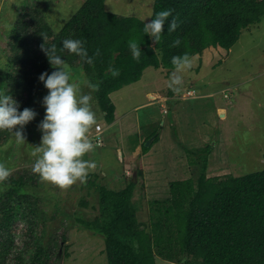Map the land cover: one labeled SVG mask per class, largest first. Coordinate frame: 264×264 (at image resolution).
<instances>
[{"label":"rangeland","instance_id":"obj_1","mask_svg":"<svg viewBox=\"0 0 264 264\" xmlns=\"http://www.w3.org/2000/svg\"><path fill=\"white\" fill-rule=\"evenodd\" d=\"M84 1L0 0V83L3 84L4 92L19 102L21 110L26 107L28 88H31L33 94L27 107L36 112L34 119L23 128V142L16 141L9 130H0V162L12 169L10 175L0 183L8 181L10 177L21 176L26 183L22 189L29 203L26 204L27 211L31 208L30 215L26 216L27 220L24 217L16 218L10 223L9 230L0 227V264H28L37 244L45 247L43 261L46 264H107L103 239L93 229L83 225V222L100 218L98 198L92 182L119 191L124 188L122 181L128 184L134 179L136 190L133 203L136 218L147 224V230L154 238L155 232L151 230V224L162 220L160 216L163 206L154 207L152 201L164 196L146 193L145 187L139 185L144 179L140 162L143 153L137 156L132 152L145 146L155 136L161 138L152 147L156 145L155 147L161 148V153L154 157V162L158 164V168L161 167V176L164 174L162 181L170 179L171 175L166 173L170 171L169 166L172 167L180 158L179 155L184 152L187 157V149L196 151L206 145H210L211 153H214L208 157L209 177L225 174L237 177L241 174L240 170L248 174L264 169V146L259 144L262 139L255 138L256 134L251 131L256 120L252 115L258 117L264 111V77L254 78V82L247 81L248 74H256L264 68V58L259 56L264 37L257 34L258 30L247 33L243 29L230 60L225 64L220 61L224 58V51L208 48L190 57L195 60H191L193 62L190 68L185 66L178 72L167 68L160 70L162 72L148 68L139 82L112 93L111 101L116 108L114 118L119 120L116 127H110L104 121L94 89L90 87L93 83L83 71V60L77 58L71 64L65 62L72 80L77 84L78 94H89L92 97L90 103L97 114V123L90 127L87 135L94 148L83 158L94 160L96 167L88 172L90 185L87 180H78L67 188L44 181L39 174L34 173L32 164L40 155L35 147L40 144L42 136L38 125L45 115L42 99L48 93L39 80V75L42 69L44 71L46 68L50 74L60 67L50 65L41 45L48 47L55 44L53 54L61 56L56 38L62 26ZM153 1L105 0L104 8L107 12L134 16L146 23L151 18ZM248 27L251 26L246 28ZM159 74L162 76L159 84L168 88V91L158 90L160 97L169 98L158 102V106H149L146 103L150 101L144 99L140 88L144 86L142 80L147 82L146 87H155L158 85ZM149 75H153V78L150 79ZM177 77L180 78L179 83ZM29 81L32 83L30 86L27 85ZM241 81L243 83L239 85H232ZM177 84L184 88L178 96L172 90ZM195 85H200L199 88L209 92L206 93V100L198 104L186 100L195 95ZM220 89L222 92H217ZM224 94L228 95V99L224 98ZM196 95L201 96V93ZM214 101L222 106L236 102L235 110L228 112L227 120L223 121L220 110H215L212 104ZM256 101L261 103V107L257 106ZM146 120L152 124L142 126ZM96 125L101 126V133L95 134ZM161 129L166 136H160ZM153 133L155 136H152ZM96 138L101 142L98 143ZM220 138L223 144L220 143ZM171 144L174 146L173 152L170 150ZM190 156L194 158L192 154ZM187 169V175L191 177H194V172L198 174L199 171L198 167L189 166ZM5 193L6 188L2 187L0 205L6 200ZM158 208H161L160 212ZM158 233L169 235L172 239L175 237L173 226L167 223L162 224ZM171 254L173 261L169 264H182L186 259L176 244ZM162 262L160 257L157 258L156 264H165Z\"/></svg>","mask_w":264,"mask_h":264},{"label":"trees","instance_id":"obj_2","mask_svg":"<svg viewBox=\"0 0 264 264\" xmlns=\"http://www.w3.org/2000/svg\"><path fill=\"white\" fill-rule=\"evenodd\" d=\"M104 2L85 0L62 26L56 42L62 59L67 64L82 59L84 73L93 84L99 85L93 92L107 124L115 119L110 94L137 82L146 68L175 69L172 64L175 55L187 53L191 57L208 48L229 50L241 30L264 14V0H154L151 17L163 8H171L178 20L177 29L169 32L168 21L172 19L169 17L160 38L155 40L144 33L143 20L107 12ZM66 38L81 39L86 54L63 48ZM177 38L180 44L173 46ZM133 40L140 49L138 58L133 57L129 47V41ZM88 58L92 63L87 62ZM110 69L118 71L114 74ZM27 85L32 83L29 81ZM0 91L4 92L1 83ZM32 94L28 88L26 107ZM157 141L155 136L149 147L141 146V152H148ZM190 150H186L187 162L190 167H198V174L193 171L194 177L169 182L168 198L152 201L154 207L163 206L162 220L151 224L154 238L147 224L136 218L132 203L136 182L129 181L119 191L91 183L98 198L100 218L83 225L103 239L107 264H156L155 256L170 262L175 244L181 255L186 256L182 264H264V169L237 177L230 174L208 177L211 146ZM86 180L90 185L89 177ZM25 184L21 176L0 183V200L2 187L6 188V200L0 205L1 228L9 230L16 218L26 219L30 215L31 208L28 212L27 195L22 189ZM165 223L173 226V239L158 233ZM36 247L28 264H46L45 247L43 244Z\"/></svg>","mask_w":264,"mask_h":264},{"label":"clouds","instance_id":"obj_3","mask_svg":"<svg viewBox=\"0 0 264 264\" xmlns=\"http://www.w3.org/2000/svg\"><path fill=\"white\" fill-rule=\"evenodd\" d=\"M172 17L170 21L168 18ZM168 21V31H175L178 27V20L173 15V9L163 8L154 13L151 19L144 23L143 31L153 39L158 40L161 36L163 26ZM84 42L78 38H66L63 40V48L71 53L80 55L86 54V49L82 47ZM173 46L180 44L177 38L172 42ZM134 58L140 56V49L137 43L129 41ZM55 44L46 47L41 45V50L45 52L49 63L57 67L50 74L42 72L39 80L48 90L47 95L42 99L45 108V115L38 127L42 132L41 142L36 146V151L40 153L32 164V171L39 174L44 181L50 182L60 188H67L78 180L84 182L90 169L96 167L94 160L84 159V155L93 150L94 146L87 133L91 126L97 123V114L93 111L89 94L79 95L77 84L72 80L71 73L61 56L53 54ZM99 54V50L96 52ZM88 63L92 59L88 58ZM172 64L176 70L185 66L191 67L192 61L187 53L172 57ZM114 74L118 70L110 69ZM180 78L177 77V83ZM98 84H91L93 89L98 88ZM171 88V85H168ZM179 93L181 88L172 89ZM36 112L29 107L20 109V104L16 99L7 93L0 91V130H9L16 141L23 142V128L32 121ZM12 169L0 162V181L5 180Z\"/></svg>","mask_w":264,"mask_h":264},{"label":"crops","instance_id":"obj_4","mask_svg":"<svg viewBox=\"0 0 264 264\" xmlns=\"http://www.w3.org/2000/svg\"><path fill=\"white\" fill-rule=\"evenodd\" d=\"M250 26L251 27L245 28V32H247V33L253 32L254 33L256 30H258L259 32L257 34H260V36L264 37V14L261 16V18H260L259 21L251 24ZM251 30H254V31H251ZM240 37H241V35L239 36V38L237 40V43L240 40ZM234 46H235V44L229 50H226V51L225 50H220V49H214V48H211V49L218 50V51H224L225 52L224 58H221V60H220V61H223L222 62L223 64H225L227 60L228 61L230 60V56H231V54L233 52L232 50H233ZM260 47H261V49H260V55L259 56L264 58V40L260 44ZM191 60H193V59H191ZM193 61H195V60H193ZM262 67H264V66H262ZM148 68H153V67H148ZM148 68H146V69H148ZM153 69H155L156 71H160V70L165 69V68L158 67V68H153ZM263 69L261 71L257 72L256 74H253V75L252 74H248L247 81L254 82L257 78L264 77V70ZM145 70L143 71L140 79L137 82H139L141 80L143 74H146L147 71H145ZM172 70L174 72L175 71H177V72L179 71V70H176V68L175 69H172ZM160 72H162V71H160ZM160 77H162V76L159 74V76H158V82H157L158 85L155 86V87H153V86L152 87H149V88L146 87L147 82L144 81V80H142V82L144 83V86H143L144 88L143 87H140V88H142V90H143V97H144V99L146 98L147 101H150V102L146 103L149 106H152V105L158 106V102H160V101H166L169 98V97L168 98L160 97V92H158V90L160 91V89H162V90L164 89V90H167L168 91V88L166 89V87H164L165 85L159 84ZM149 78L152 79L153 78V75L150 76ZM254 78H255V80H254ZM242 81L245 82L246 80H242ZM242 81L239 82V83H237V84H233L232 83V85L233 86L239 85V84L243 83ZM134 83H136V82H134ZM134 83H131L129 85H132ZM173 85H174V83H173ZM199 86L200 85H195L194 86L193 92L195 93V95L193 97H191V98H187L186 100H189L191 103L192 102H195L197 104L199 102H201V101L206 100L205 99V97L207 95L206 93H209V92L203 91L204 89L203 88H199ZM244 87H246V85H244ZM175 88H181V90L184 89L179 84L175 85ZM260 90H261V88L258 89V91H260ZM220 91H221V89L219 91H217V92H220ZM196 93H201V96L200 95L199 96L196 95ZM130 94H132V92L129 93V96H130ZM176 94L178 96V93L177 92H174V95H176ZM181 94H183V92ZM239 94L240 93L238 92V95ZM208 95H210V94H208ZM110 96H111V94H110ZM171 97H174V96H171ZM110 99H111V97H110ZM225 99H228V97L225 98ZM216 103H217V101H214L212 103L214 105L213 107L215 108V110L217 112L219 110H223L225 113H224V117H223L222 120L223 121L227 120L228 119V112H231V111L235 110V106H236L235 103L236 102H234L233 104H230V105L224 104L223 106L220 105V104H218V103L216 104ZM256 104H257L258 107H261V103L259 101H256ZM252 118H254L256 120H254V122H253V124L251 126V131H253L256 134L257 137H255V138H257L258 140L259 139H262V141L259 140V144L262 145V146H264V111L262 110V112H260V115L258 117H254L252 115ZM117 121H119V120L115 117L114 121L111 124H108V125L110 127H111V125H113V126L116 127L117 124H118ZM151 124H152L151 121L146 120L145 121V124L142 125V126H150ZM159 132H160V136H161V134L162 135L164 134L166 136V134L164 133V130L163 129L159 130ZM220 139H221L220 140V143L223 144L222 138H220ZM160 140H161V138H159L157 142H159ZM151 143H152V141L150 142V144ZM98 146H102V145H98ZM155 146L156 145H154L152 147V145H151V147L148 150V152H146L145 154H142V157L140 159V162H141V167H142V170H143L144 179H143V181L141 180V182H140L139 185L141 187H145V192L146 193H152L153 192L155 194H161V195H163L164 197H162V198L160 197V199H155V200H163V199H166L169 196V182H171V181H178V180H185V179H188L191 176L190 175H187V172H189L188 169H187V168H189V165H188V162H187V157H185V153L183 152L181 154L182 156L179 155L180 158L178 157L179 159H177V162H174L173 163L174 165L172 167L169 166L170 171L167 172L166 174L171 175L170 179H166V180L162 181L161 177L164 174H162V176H161V174H160V172L162 171V170H160L161 167L158 168V164L156 162H154V157L157 156V155H159L161 153V148H158V147H155ZM170 150H171V152L174 151V146L172 144L170 145ZM114 152H115V150H114ZM133 152H132V154H136L138 156V154L141 153V148L137 149L134 153ZM212 153H213V151H212ZM126 158L128 159V155L126 156ZM156 158L159 160L158 157H156ZM181 159H183V160H181ZM209 172L210 171H208V162H207V176L208 177H209V175H208ZM240 173H241L240 176L241 175H245L244 170L243 171L240 170ZM121 184L122 185L124 184V187L127 185V183H125L123 181L121 182ZM135 190H136V187H135ZM132 203H133V199H132ZM133 206H134V203H133ZM157 258H159V257L158 256H155V263L157 261ZM162 263L169 264L170 262L167 261V260H163Z\"/></svg>","mask_w":264,"mask_h":264},{"label":"built area","instance_id":"obj_5","mask_svg":"<svg viewBox=\"0 0 264 264\" xmlns=\"http://www.w3.org/2000/svg\"><path fill=\"white\" fill-rule=\"evenodd\" d=\"M224 98H227V95H226V94H224ZM101 131H102L101 126H100V125H96V126H95V133L98 134V133H100ZM96 139H97V138H96ZM97 142L100 143L99 139H97Z\"/></svg>","mask_w":264,"mask_h":264},{"label":"water","instance_id":"obj_6","mask_svg":"<svg viewBox=\"0 0 264 264\" xmlns=\"http://www.w3.org/2000/svg\"><path fill=\"white\" fill-rule=\"evenodd\" d=\"M150 142L151 141H147L146 143H145V147H148L149 146V144H150ZM132 181H134L135 182V180L133 179Z\"/></svg>","mask_w":264,"mask_h":264},{"label":"bare ground","instance_id":"obj_7","mask_svg":"<svg viewBox=\"0 0 264 264\" xmlns=\"http://www.w3.org/2000/svg\"><path fill=\"white\" fill-rule=\"evenodd\" d=\"M220 116L223 118L224 117V111L220 110ZM98 144V143H97Z\"/></svg>","mask_w":264,"mask_h":264}]
</instances>
